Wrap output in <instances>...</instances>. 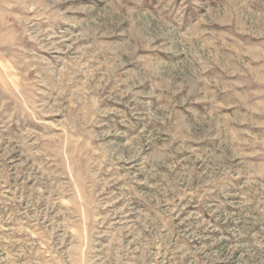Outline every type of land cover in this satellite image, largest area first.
Returning <instances> with one entry per match:
<instances>
[{
    "label": "rangeland",
    "instance_id": "1",
    "mask_svg": "<svg viewBox=\"0 0 264 264\" xmlns=\"http://www.w3.org/2000/svg\"><path fill=\"white\" fill-rule=\"evenodd\" d=\"M0 264H264V0H0Z\"/></svg>",
    "mask_w": 264,
    "mask_h": 264
}]
</instances>
